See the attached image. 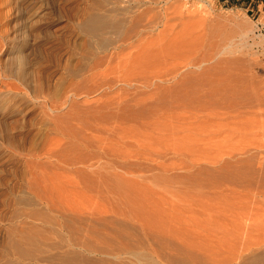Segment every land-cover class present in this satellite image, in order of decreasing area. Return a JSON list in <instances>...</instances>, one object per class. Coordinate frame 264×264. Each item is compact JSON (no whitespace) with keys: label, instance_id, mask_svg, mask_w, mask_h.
Listing matches in <instances>:
<instances>
[{"label":"rangeland","instance_id":"rangeland-1","mask_svg":"<svg viewBox=\"0 0 264 264\" xmlns=\"http://www.w3.org/2000/svg\"><path fill=\"white\" fill-rule=\"evenodd\" d=\"M111 1L0 0V264H264V0H142L159 22L170 18L181 46L195 36L213 58L192 69L177 56L127 79L105 64L90 79L86 24ZM219 71L249 88L248 109L185 101L150 130V112L116 119ZM163 130L170 139L158 143ZM79 160L88 164L71 165ZM139 207L160 221L156 242L131 215Z\"/></svg>","mask_w":264,"mask_h":264},{"label":"bare ground","instance_id":"bare-ground-1","mask_svg":"<svg viewBox=\"0 0 264 264\" xmlns=\"http://www.w3.org/2000/svg\"><path fill=\"white\" fill-rule=\"evenodd\" d=\"M155 1L159 2L160 0H155ZM164 1L167 2L169 0H164ZM174 3H175V1H174ZM104 8L105 7H103L102 9H104ZM167 12H168V10L165 11L166 15H167ZM177 13H178V11L175 12L174 14H177ZM174 14H172V15H174ZM162 15H164V14H162ZM164 17L166 20L167 19L166 16H164ZM170 17L172 18L171 14H170ZM159 19H160L159 14H157V12H155L153 9H145L144 8L142 0H112L111 6L108 9L102 10V12L100 14H97L96 16H93V17L90 16V20L86 24L87 25V31H88V35H87L88 41H86L84 43V46L86 45L89 48L88 54L91 57V59L93 58V60H94L95 58H97V61L95 62L94 66L91 69V72H92L91 76L92 77H90V79L93 77L95 79H97L96 76H97L98 72L101 70V68L105 64H107L108 66H111V67L114 65H117L118 68L123 69L122 74H124V76L122 79H127L128 77L129 78H131L133 76L136 77L138 75L140 69L143 67H146L147 69H149V71L159 69V68H161V66L164 63L167 64L166 62H169L171 59L176 58L177 56H179L178 58L181 59L182 61L187 62V68H192V69L193 68H196V69L202 68L203 65L208 62V58H213V57L207 58V53L204 51L202 46L198 43V40L195 36H191V35L187 34V45L182 44L184 46H181V40H180L181 37H179V36L182 33H178L176 31L180 35H178V34L172 35L171 34L172 31H171V25L170 24H172V22L170 21V18L167 21H165L163 19L164 21H160V22H159ZM241 34H242V36H246V34L242 30H241ZM91 45L94 47V49L91 47ZM38 56H39V44H38V42L29 43V46L27 49V55H26L28 62L37 60ZM157 64H159L158 67H157ZM151 79L155 80L152 84L156 85V86H158V84H157L158 82H161V83L164 82V80H162V78H161V76H159V74H154L151 77ZM26 82H28V74L24 73L22 84H24ZM115 83L114 82H106V83H102L101 86L105 87V88L106 87L112 88V87H114ZM1 85H2V83H1ZM45 85H47V83ZM7 87L9 89L15 88L14 83H8ZM17 87H19V86H17ZM191 88H192L191 90L186 89L185 93H183L180 96H177L176 99H174V98L172 99V97H170V98H167V97L162 98L161 97L162 101H160L159 104H154V106L152 105L151 108L150 107L140 108V109L135 110V111H128L126 109H124V110L122 109L121 111L123 113L118 114L116 116V119H118V116L120 117L119 119H124V117H121V116H123V115L139 116V115H146V114L148 115V113L150 112L151 115L154 114L151 117L154 120L149 121L146 124H143V126L150 127V125H152V126L157 127L158 125L162 124L166 120V118L168 117L167 115L162 113V110H165L167 112L174 111L175 109H179L180 107H184L185 101H186V106L188 104V105H192L193 107H196V108L200 107V108H197L198 112L209 111V113L218 112V111H226V112L238 111L239 109H242V108L248 109L249 106H251L254 102V96H253L252 92L249 91V88L243 87V85L238 86L237 81H236L234 76L226 75L222 71H219L218 73L213 75V77L210 76L209 79L205 78V80H203V78H202V79H199L198 81L192 82ZM41 92H42V90L39 92L38 96H41V94H42ZM23 102L25 103L24 100H23ZM140 102L141 101H138V104H137L138 106L140 105ZM213 110H215V111H213ZM2 123H3V121H2ZM165 128H166V126H164L163 129H165ZM150 129H151V127L149 128V130ZM4 134H6V137H8L9 132L7 129H5ZM155 139L157 140L158 143H163L167 139H170V137H169V135L165 134V130H163V136H158ZM80 164L86 165L88 163L86 161L82 162L80 160L71 163L72 166H77ZM58 211H59V213L57 212L58 214H61V215L66 214V213H63V212H65L63 210H58ZM130 212H131V215L133 216V218L139 222V225L142 228V230H145L148 234H150L148 236L151 237L150 232L153 231V229H154L153 227L156 225V223L159 220H158L157 216H155L153 219L155 221V218H156L155 224H152L153 222L151 223V221H149V219L153 218V216L156 213L153 214L149 210L141 208V207H139L138 209H135V208L131 209ZM33 214H31V215H33ZM39 214H42V213L40 212ZM51 218H52V216H51ZM56 218L57 217H54V220H56ZM63 218H65V217H63ZM76 221H78V220H76ZM114 222H113V224H114ZM55 225H56V227H62V226L65 227L66 225L69 226V224H65V226H64L60 222H57ZM102 226H104V225H102ZM124 227H127V225L126 226L124 225L123 228ZM161 227L162 226L160 225V229H161ZM128 228H130V227H128ZM97 230L99 231V229L96 228V231ZM102 230H104V229H102ZM111 230H113V229H111ZM96 231H94V232H96ZM100 231H99V234H100ZM117 231H116L115 235L117 234ZM162 231H163V229H162ZM90 232H93V231H91V229H90ZM118 232H120V231H118ZM101 234H102V232H101ZM45 236L48 237L46 235V233H45ZM95 236H96V234H95ZM141 236H143L142 233H141ZM41 237L44 238L43 235ZM48 238H50V237H48ZM105 238H104V240H105ZM151 238H154V236ZM50 239L52 240V238H50ZM121 240L124 241L123 239H121ZM152 240H154V242H156L155 238ZM87 241L88 240H86L85 242H87ZM124 242H126V240ZM130 243H131V245L134 244V242L132 243V241ZM147 243L148 242L146 240V244ZM90 244L91 243H89L88 245H90ZM153 244H155V243H153ZM128 245H129V243H128ZM128 245H126V246L129 247ZM95 246H96V244H95ZM166 246H168V245H166ZM120 247H122V246H120ZM151 247H152V245H151ZM104 248L106 249V247H103L102 249H104ZM156 248L158 249V247H156ZM138 249H140V248L138 247ZM166 249H168V248H166ZM114 250L116 251V249H114ZM182 250H180V251H182ZM169 251L174 253V251H172V250H169ZM177 251H178V248H177ZM254 251H256V250H254ZM104 252H106V251H104ZM108 252H110V251H108ZM118 252L120 253L119 250H118ZM160 252H162V250H160ZM183 252H184V254H185V252L187 254L186 250ZM157 253L159 254V252H157ZM166 255H167V253H166ZM189 255H191V254H189ZM254 255L256 257L255 253H254ZM161 256L164 257L163 254ZM166 257H168V255ZM166 257H164V258H166ZM259 257H261V256H259ZM68 258H70V257H68ZM71 258H73V256ZM75 258H76V256H75ZM79 258H81V257H79ZM172 258H174V257H172ZM172 258H171V256H169V259H172ZM189 258H192V257L189 256ZM252 258H254V257H252ZM257 258H254L253 262L255 260H257ZM65 259L67 262L68 259L67 258H65ZM262 259H260V260H262ZM168 260H167V262H168ZM174 260H176L178 263V259L174 258ZM174 260H171V261H174ZM180 260L181 259H179V261ZM41 261H43V260H41ZM90 261L92 262V260H89V262ZM257 261H255V262H257ZM263 261H264V259L262 260V263H264ZM258 262H259L258 264L261 263V261H258ZM86 263H87V261H86ZM182 263H185V262L182 261ZM173 264H175V263H173ZM178 264H181V263L179 262Z\"/></svg>","mask_w":264,"mask_h":264},{"label":"trees","instance_id":"trees-1","mask_svg":"<svg viewBox=\"0 0 264 264\" xmlns=\"http://www.w3.org/2000/svg\"><path fill=\"white\" fill-rule=\"evenodd\" d=\"M235 3H237L236 4V6H238L239 5V2L241 1V0H233ZM247 1H249V0H247Z\"/></svg>","mask_w":264,"mask_h":264}]
</instances>
